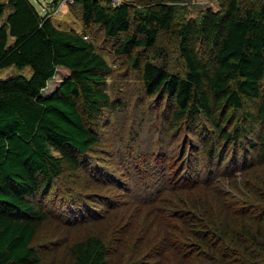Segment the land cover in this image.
<instances>
[{"label":"trees","instance_id":"trees-1","mask_svg":"<svg viewBox=\"0 0 264 264\" xmlns=\"http://www.w3.org/2000/svg\"><path fill=\"white\" fill-rule=\"evenodd\" d=\"M147 4L76 2L83 26L124 36L118 51L137 68L142 51L162 57L157 36L174 20L171 5ZM5 6L0 70L30 73L0 77V264H42L32 246L47 218L42 198L100 144V119L115 109L105 90L110 68L91 41L57 27L30 0H6L0 16ZM220 6L175 29L183 74L149 60L142 65L147 95L172 107L168 130L200 139L207 170L195 182L167 188L166 216L176 225L152 232L151 223L136 218L120 227V264H264V0L244 12L236 0ZM58 67L68 74L45 94ZM68 252L70 264H113L115 255L97 234Z\"/></svg>","mask_w":264,"mask_h":264},{"label":"rangeland","instance_id":"rangeland-1","mask_svg":"<svg viewBox=\"0 0 264 264\" xmlns=\"http://www.w3.org/2000/svg\"><path fill=\"white\" fill-rule=\"evenodd\" d=\"M30 1L40 13L51 2ZM221 1L169 0L175 12L172 29L160 31L156 40L164 54L158 57L142 51L139 68L130 65L129 57L118 51L124 36L110 38L97 24L83 26L78 5L60 6L52 13L51 21L57 27L75 29L87 35L96 52L108 63L110 70L105 90L115 109L102 115L100 144L89 152L82 168L61 174L42 198L41 206L47 218L39 226L32 243L42 264H70L68 248L89 234L99 235L115 252L113 264H120V227L128 229L136 218L151 223L148 227L152 232L159 226L167 230L170 222L172 226L176 225L166 216L167 188H173L177 181L185 183V179L188 183L195 182L199 174L202 178L206 164L200 153V139L190 132L168 130L172 107L163 98L147 95L141 68L144 61L149 60L164 64L171 72L183 74L185 65L175 29L190 19H200L207 9L219 11ZM236 1L240 11L244 12L257 7L262 0ZM5 2L0 0V4ZM9 10V6L4 7L0 23ZM17 72L30 73L28 68L10 66L0 70V77ZM67 74L65 68L58 67L44 93L51 92ZM251 156L252 153L247 160ZM241 161L243 158L238 162ZM141 232L137 229V235ZM154 248L142 256L149 255ZM126 251L129 254L132 247Z\"/></svg>","mask_w":264,"mask_h":264},{"label":"built area","instance_id":"built-area-1","mask_svg":"<svg viewBox=\"0 0 264 264\" xmlns=\"http://www.w3.org/2000/svg\"><path fill=\"white\" fill-rule=\"evenodd\" d=\"M97 2H100L103 6H118L122 4H128L132 7L140 8L142 6L147 7V3H161V4H168L171 5L169 0H95ZM77 2V0H51L50 5H46L45 8H43L41 14L47 15L49 17H52V13L55 12L60 6L61 7H68L70 5H73ZM86 39L87 36H84Z\"/></svg>","mask_w":264,"mask_h":264},{"label":"clouds","instance_id":"clouds-1","mask_svg":"<svg viewBox=\"0 0 264 264\" xmlns=\"http://www.w3.org/2000/svg\"><path fill=\"white\" fill-rule=\"evenodd\" d=\"M76 4V3H75ZM74 5V4H73ZM39 12V11H38ZM39 14H41L40 12H39ZM41 15H43V14H41ZM49 17V16H48ZM50 19H51V17H50ZM78 32V31H77ZM78 33H80V34H82L83 35V38H84V36H87V35H85V34H83L82 32H78ZM85 39V38H84ZM86 40H88V36H87V38H86Z\"/></svg>","mask_w":264,"mask_h":264}]
</instances>
